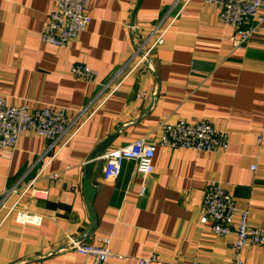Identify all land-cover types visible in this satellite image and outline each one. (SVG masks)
I'll return each mask as SVG.
<instances>
[{"label": "crops", "instance_id": "obj_1", "mask_svg": "<svg viewBox=\"0 0 264 264\" xmlns=\"http://www.w3.org/2000/svg\"><path fill=\"white\" fill-rule=\"evenodd\" d=\"M173 1L88 0L90 24L62 49L40 39L47 1L0 0V96L75 118L121 68L139 41L137 30L148 32ZM237 41L215 6L191 0L153 52L152 71L125 79L47 164L37 183L47 198H22L19 207L43 215L41 225H19L15 212L3 219L0 208V264H90L70 240L97 245L106 238L124 258L106 264L148 258L151 264H230L234 237L215 236L200 222L202 196L210 182L219 185L248 211L249 224L264 226V138L256 142L264 116V22L249 43ZM78 63L96 78H74L70 69ZM201 119L227 133L224 152L156 146L151 175L136 174L125 161L116 179L104 180V160L97 159L85 179L89 157L106 138L114 137L108 152L139 138L159 139L162 122ZM46 145L27 132L13 152L0 149V201L5 189L43 167L45 160L35 162ZM241 256L243 264H264V247H246Z\"/></svg>", "mask_w": 264, "mask_h": 264}, {"label": "built area", "instance_id": "obj_2", "mask_svg": "<svg viewBox=\"0 0 264 264\" xmlns=\"http://www.w3.org/2000/svg\"><path fill=\"white\" fill-rule=\"evenodd\" d=\"M9 1V0H5ZM50 4L45 23L40 32L42 42L56 48H66L75 41L90 24L88 0H45ZM191 0H174L168 12L159 23L143 33L137 30L138 42L131 53L125 58L113 77L104 85L93 103L81 109L75 118L68 119L64 112L53 107L35 108L28 105L15 106L8 104L0 96V149L13 152L19 139L27 132L43 138L47 145L35 162L43 167L36 170L35 175L28 181L20 179L14 186L5 189L0 208H4L5 219L15 212V221L19 225L39 227L43 215L28 212L19 207L25 196L34 199H46L48 192L38 188L37 183L43 176V171L52 158L58 154L79 132L82 126L98 111L105 101L113 95L129 76L150 70V59L153 52L164 42L168 31L177 23L183 10ZM215 6L221 22L229 26L238 38V44H247L257 33L264 22V16L259 10L264 0H201ZM132 30L133 27L131 26ZM70 73L74 78L93 80L96 72L86 65L74 64ZM138 99L142 93H137ZM160 137L151 140L147 137L134 140L131 144L105 152L102 159L104 166L102 178L116 179L125 161H132L136 174L148 176L153 173V158L156 146L171 149H185L196 152H224L228 146L227 133L208 120H198L192 123L178 121L175 123L162 122L158 128ZM264 138V116L260 132L256 136L257 144ZM253 169V168H252ZM58 174L49 178L56 180ZM13 199L9 202V200ZM202 215L200 222L209 224L211 233L224 237L231 234L234 237L235 254L230 264H243L241 251L249 246L264 247V226L249 224V214L239 210L234 198L219 185L209 183L202 196ZM2 219V220H3ZM71 248L77 255L91 259L90 264H106L110 260H123L111 251L110 238L103 239L100 244L91 245L70 240ZM154 258L139 260L138 264H151ZM191 264H209L193 261Z\"/></svg>", "mask_w": 264, "mask_h": 264}, {"label": "water", "instance_id": "obj_3", "mask_svg": "<svg viewBox=\"0 0 264 264\" xmlns=\"http://www.w3.org/2000/svg\"><path fill=\"white\" fill-rule=\"evenodd\" d=\"M140 0H138L139 3ZM114 137L110 136L106 138L102 143H100L95 150L92 152L91 156L88 159L87 164L84 167V177L86 180H90L92 171L95 167V161L97 159H102L109 145L113 141Z\"/></svg>", "mask_w": 264, "mask_h": 264}]
</instances>
